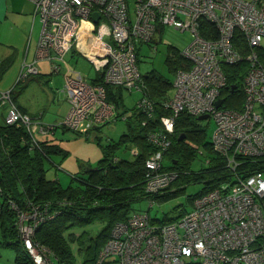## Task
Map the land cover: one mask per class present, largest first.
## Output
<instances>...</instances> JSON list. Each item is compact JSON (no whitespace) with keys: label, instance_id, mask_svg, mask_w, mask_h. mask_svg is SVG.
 I'll use <instances>...</instances> for the list:
<instances>
[{"label":"built area","instance_id":"1","mask_svg":"<svg viewBox=\"0 0 264 264\" xmlns=\"http://www.w3.org/2000/svg\"><path fill=\"white\" fill-rule=\"evenodd\" d=\"M29 1L41 29L34 61H23L18 84L38 73L35 64L40 60L48 63L51 74L63 67L71 71L65 57L76 47L102 73L104 84L139 93L143 84L137 45L151 43L166 25L192 34L179 52L185 66L175 72L173 93L163 104L170 115L160 119V132L149 135L156 150L145 162L146 194L163 192L176 178L175 172L162 170V152L169 148L174 120L183 112L213 119L212 149L231 171L237 169L238 157L264 158V64L258 56L264 51V0ZM93 14L98 15L96 23ZM236 35L246 44V54L234 45ZM242 61L247 63L242 106L229 109L222 95L227 87L223 67ZM63 91L69 106L60 124L65 129L89 138L95 128L118 119L103 86L85 82L79 73L65 77ZM10 93L0 97L1 104L10 105L7 123L20 122L32 133H44L17 109ZM219 99L224 101L216 107ZM137 106L151 116L146 99L139 98ZM45 220L36 213L19 218V235L33 264H55L51 251L32 241L38 223ZM110 258L118 264H264V173L222 183L165 225L151 223L144 213L131 214L114 224L95 264Z\"/></svg>","mask_w":264,"mask_h":264},{"label":"trees","instance_id":"2","mask_svg":"<svg viewBox=\"0 0 264 264\" xmlns=\"http://www.w3.org/2000/svg\"><path fill=\"white\" fill-rule=\"evenodd\" d=\"M235 39L234 45L246 54L247 46L240 35H236ZM258 56L264 64V51H259ZM166 64L174 74L185 66L179 52L172 47H169ZM2 66L4 68V64ZM246 69V61L223 67L226 86H235L232 92L227 87L222 91L226 108H241ZM141 76L143 85L139 94L140 98L152 105L150 117L137 106V102L133 108L126 109L122 95L124 91L104 84L102 73L99 72L90 83L103 86L105 99L113 105L117 118L125 117L123 121L126 122L127 132L116 143L107 140L101 145L100 138H97L102 149V158L96 166L98 170L83 171L80 176L74 177V183L67 186H62L57 179L46 177L45 163L51 161L52 155L61 152L49 134L55 126L38 125L46 131L32 133L20 122L0 124V224L4 234L13 238L7 244L16 251L17 264H33L19 235L21 215L30 217L36 213L39 217L46 216L44 222L38 223L32 241L51 251L55 264H95L114 224L134 214L129 212L130 201L146 198L151 202H167L183 192L187 185L202 184L200 190L188 196L194 202L197 197L222 183L234 181L236 176L245 178L264 172V158L244 157L236 159L237 169L231 171L226 166V159L213 151L211 140L207 139L206 127L201 126L196 117L183 112L174 120L173 133L168 137L169 148L162 152V170L175 172L176 178L163 192L146 194L145 162L156 150L149 141V135L160 132V119L170 115L163 104L170 97L172 83L155 71ZM18 85L16 82L10 89L11 95ZM94 130H100V127ZM120 148L135 150L136 154H132L131 160L121 159L115 155ZM199 154H205L203 164L193 171L190 166ZM164 157H168V164L163 163ZM170 188L174 190L164 193ZM185 213L171 219H149L151 223L165 225ZM96 222H102L104 226L93 236L87 228Z\"/></svg>","mask_w":264,"mask_h":264},{"label":"rangeland","instance_id":"3","mask_svg":"<svg viewBox=\"0 0 264 264\" xmlns=\"http://www.w3.org/2000/svg\"><path fill=\"white\" fill-rule=\"evenodd\" d=\"M129 6L130 8L132 7L131 4ZM191 40L192 34L188 31H180L170 25L158 29L151 43L137 45L138 69L140 74L145 76L147 73L155 71L173 84L175 74L166 64L169 47L181 52L188 46ZM31 46L30 55H34L31 56L32 58L30 57L31 59L29 58L30 60H26V64H32L34 61L37 43ZM65 58L66 61L69 62L70 54L66 55ZM74 58H76L78 63L76 71H81L80 73L83 74L82 76L88 82V79L96 74L94 69L86 60L80 58L79 55L74 54ZM69 64L73 67V65L75 66V61H70ZM35 67L39 69L40 74L49 73V65L46 61H38ZM88 71L90 76L86 77L84 74H87L86 72ZM16 72L17 71L0 72L1 77H3L1 86L4 85V88H9V86L15 82ZM19 75L20 71L18 77ZM57 76L59 78L55 77V85L50 82L45 83L46 77L41 75L32 76V78H30L31 76L27 77L24 81L19 83V85L25 84V91L21 95L20 100L27 104L28 109L34 114V117L28 114L30 119L33 120L34 118V121L38 122V125L55 126L53 132L49 134L53 143L58 145L61 152L58 153V155H52L51 161L45 163V168L47 169L46 177L50 180L57 179L62 186H67L72 182L74 183V177L80 176L86 169L95 168L102 158L100 144H105L107 140H111L112 143L118 142L120 136L127 132V126L126 122L121 119L114 120V116L111 122L100 126V130H93L87 139L78 136L72 130L65 129L60 124L69 106L63 91V78H61L60 75ZM7 91H9V89L5 92ZM3 92H0V97ZM172 93L173 87L170 88L169 95H172ZM122 95L123 103L128 110L133 108L140 98V94L136 91L131 93L123 92ZM0 105H6L3 109L5 112L4 118L7 119L10 113V105L1 104V102ZM198 122L201 126L206 127L207 139L210 141L215 127L213 119ZM97 138H100V144L97 143ZM115 155L126 160H131L133 158L131 151L126 148H120L115 151ZM204 156L205 154H199L197 156L190 166L193 171L198 170L203 164ZM163 160L164 164H168V157H164ZM201 187L202 184L187 185L183 192H180L175 198L167 202H151L146 198L130 201L129 212L147 214L151 221L163 220L164 218H176L184 211L189 212L192 210L193 200L188 198V196L194 195ZM171 188L164 193H169L174 190V188ZM103 226L104 223L96 222L88 227L87 231L93 236H96ZM12 240V237L4 234L3 227L0 224V264H17L15 261L16 251L7 244ZM109 260L110 261L106 264H118L115 258H110Z\"/></svg>","mask_w":264,"mask_h":264},{"label":"crops","instance_id":"4","mask_svg":"<svg viewBox=\"0 0 264 264\" xmlns=\"http://www.w3.org/2000/svg\"><path fill=\"white\" fill-rule=\"evenodd\" d=\"M40 29L41 24L39 19L33 16V5L29 0H0V71H17L15 82L19 71H21L22 62L30 60L32 58L31 56L34 55H30L31 45H35L37 43ZM82 37L85 38V34H83ZM68 54H70L69 62H72L73 60L75 61V66L73 65V67L72 65L70 66L67 61V67L71 71H66V68L63 67L59 73L51 75L50 71L48 74H40L39 69L37 68L39 75L46 77L45 83L50 82L54 84L55 77H58L57 75H60L61 78H63L64 83L66 76H73L77 73L82 76L83 74L80 73L81 71H76L78 63L76 58H74V54H77L80 58L86 60L96 73L88 79V82L82 76L85 82L90 84L95 78H97L99 71H96L94 65L90 62L86 55L80 52L76 47ZM3 64L4 68H2ZM86 73L87 74L84 75L89 77V71ZM2 78L3 77H1L0 74V92H5L7 89L10 90L14 87L15 82L9 86V88H4V85L1 86L3 81ZM24 86L25 84L18 85L11 97L16 107L34 117V114L28 109L27 104L20 100L21 95L25 91ZM5 106L6 105H0V124L4 122L7 123V119L4 118L5 112L3 108Z\"/></svg>","mask_w":264,"mask_h":264},{"label":"water","instance_id":"5","mask_svg":"<svg viewBox=\"0 0 264 264\" xmlns=\"http://www.w3.org/2000/svg\"><path fill=\"white\" fill-rule=\"evenodd\" d=\"M92 19H93V22L96 23V21L98 20V15L97 14H93L92 16ZM229 88V87H227ZM230 92H232L234 89H235V86H231L230 88ZM224 99H219L217 102H216V107H220L221 104L223 103ZM208 119V115H202V116H199V117H196V120L197 121H204V120H207ZM183 137V135H182ZM98 168L95 167V168H88L85 170V172H92V171H97Z\"/></svg>","mask_w":264,"mask_h":264},{"label":"bare ground","instance_id":"6","mask_svg":"<svg viewBox=\"0 0 264 264\" xmlns=\"http://www.w3.org/2000/svg\"><path fill=\"white\" fill-rule=\"evenodd\" d=\"M83 31H84V30L82 29V30H81V35H83Z\"/></svg>","mask_w":264,"mask_h":264}]
</instances>
